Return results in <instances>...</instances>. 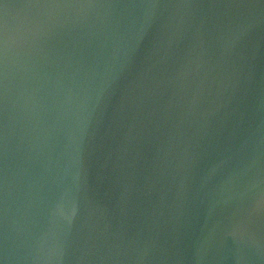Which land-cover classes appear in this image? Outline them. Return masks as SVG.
<instances>
[{"label":"water","instance_id":"obj_1","mask_svg":"<svg viewBox=\"0 0 264 264\" xmlns=\"http://www.w3.org/2000/svg\"><path fill=\"white\" fill-rule=\"evenodd\" d=\"M0 264H264V0H0Z\"/></svg>","mask_w":264,"mask_h":264}]
</instances>
